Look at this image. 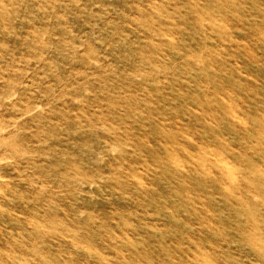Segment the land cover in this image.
<instances>
[{
	"label": "rangeland",
	"instance_id": "1",
	"mask_svg": "<svg viewBox=\"0 0 264 264\" xmlns=\"http://www.w3.org/2000/svg\"><path fill=\"white\" fill-rule=\"evenodd\" d=\"M0 264H264V0H0Z\"/></svg>",
	"mask_w": 264,
	"mask_h": 264
}]
</instances>
